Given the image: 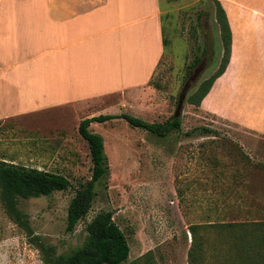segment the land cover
<instances>
[{
	"label": "rangeland",
	"instance_id": "1",
	"mask_svg": "<svg viewBox=\"0 0 264 264\" xmlns=\"http://www.w3.org/2000/svg\"><path fill=\"white\" fill-rule=\"evenodd\" d=\"M159 3L167 41L165 55L151 88L136 105L139 113L135 117L161 123L177 114L182 104L183 130L161 138L123 118L92 123L90 130L104 138L109 175L97 185L86 218L68 232L70 202L92 176L90 151L79 135L86 112L78 113L74 107L52 108L1 122L0 161L61 173L72 185L50 196L20 198L17 207L22 220L10 214L0 190V264H46L36 241L52 247L57 256L70 255L83 247L88 224L104 211L114 213L127 237L130 256L124 264H189L195 225H200L197 235L206 251L204 262L200 255L197 264L241 263L234 253L231 232L219 233L210 225L264 222V137L188 103L221 64L222 41L214 2ZM46 11L44 0H4L0 53L6 49L12 56L23 42L41 33ZM197 56L201 62L188 76V67ZM19 72L21 69L13 74ZM9 100H4V111L15 97ZM121 100L120 95L101 98L93 103V110L98 112ZM204 126L216 133L186 135ZM259 234L263 242L264 234ZM260 252L264 255V242Z\"/></svg>",
	"mask_w": 264,
	"mask_h": 264
},
{
	"label": "crops",
	"instance_id": "2",
	"mask_svg": "<svg viewBox=\"0 0 264 264\" xmlns=\"http://www.w3.org/2000/svg\"><path fill=\"white\" fill-rule=\"evenodd\" d=\"M44 1V30L12 56L0 53V123L66 107L87 118L137 116L165 55L159 0ZM219 1L232 30L231 57L199 108L264 137V0ZM111 95L121 102L93 110Z\"/></svg>",
	"mask_w": 264,
	"mask_h": 264
},
{
	"label": "trees",
	"instance_id": "3",
	"mask_svg": "<svg viewBox=\"0 0 264 264\" xmlns=\"http://www.w3.org/2000/svg\"><path fill=\"white\" fill-rule=\"evenodd\" d=\"M215 4L214 18L219 29L222 41V59L217 72L210 78L204 80L197 90L188 98V103L200 107L204 98L210 92L215 81L224 74L231 57L232 30L227 13L219 0H212ZM164 44L167 41L164 38ZM201 57L197 56L188 67L187 75L198 67ZM183 105L178 107L177 114L171 116L164 122H148L139 117L129 114L100 115L83 119L79 125V135L86 142L90 151L93 168L91 179L77 190L72 198L67 216V231L73 232L79 222L86 218L96 198V187L105 181L109 175V163L105 152L104 138L90 130L94 122H107L117 118L125 119L131 126L146 130L158 137L165 138L175 132L183 130L182 110ZM210 136L216 130L210 127H197L188 132L187 136L194 134ZM69 178L61 173L27 168L5 161H0V190L1 199L5 203L11 215L22 220V214L17 204L20 198L50 196L57 191H65L71 187ZM229 222L222 224H211L210 227L223 233L228 230L234 242V253L240 258V264H264V255L260 252V232L264 234V222ZM250 226V228H249ZM200 225L192 226L193 235L192 248L189 254V264H197L200 260L204 262L206 257L202 241L199 242L197 230ZM207 228V227H206ZM247 229H252L251 231ZM88 237L80 249L70 255L57 256L52 247L36 241L34 242L44 255L46 264H124L129 260L130 246L125 233L116 224L114 213L104 211L98 214L87 226ZM251 236L248 239L247 236ZM262 237V236H261ZM201 251V254H200ZM237 253V254H236Z\"/></svg>",
	"mask_w": 264,
	"mask_h": 264
}]
</instances>
